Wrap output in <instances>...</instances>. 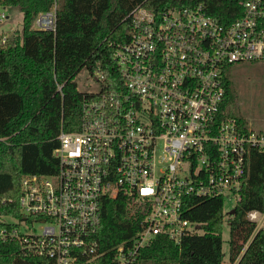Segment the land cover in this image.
Here are the masks:
<instances>
[{
  "label": "built area",
  "instance_id": "2783aa9c",
  "mask_svg": "<svg viewBox=\"0 0 264 264\" xmlns=\"http://www.w3.org/2000/svg\"><path fill=\"white\" fill-rule=\"evenodd\" d=\"M238 4L228 22L202 3L135 7L125 19L129 40L111 43L122 83L89 74L98 89L85 93L79 130L60 131L54 174L22 179L23 219L0 229V241L18 243L42 264H135L157 236L180 245L198 230L185 216L191 197H223L233 210L252 151L264 154V132L222 108L234 67L264 64V0ZM6 8L0 5V45L15 32L2 28ZM56 24L57 4L32 29L54 32ZM120 197L138 211L140 229L104 250L102 206ZM246 219L264 229V212L250 210Z\"/></svg>",
  "mask_w": 264,
  "mask_h": 264
},
{
  "label": "trees",
  "instance_id": "16d2710c",
  "mask_svg": "<svg viewBox=\"0 0 264 264\" xmlns=\"http://www.w3.org/2000/svg\"><path fill=\"white\" fill-rule=\"evenodd\" d=\"M239 1L0 0V5L18 7L23 13L22 31L15 30L10 42L0 45V219H23L19 199L25 176L57 171L53 152L60 131L80 128L86 94L78 89V75L86 69L92 76L100 72L110 85L122 83L111 43L129 40L131 26L125 19L135 7L143 4L160 11L202 3L208 15L228 22L235 19ZM55 4L56 30H33L37 15ZM225 89L223 110L246 126L233 72L225 77ZM225 205L223 197H191L185 216L200 229L180 245L157 236L140 250L135 264H225V221L230 227L229 264H264V229L257 232L246 219L250 210L264 212L263 153L254 150L250 155L247 184L236 213L224 212ZM134 209L122 197L103 203L97 234L101 249H113L137 234L141 218ZM12 226L0 220V229ZM0 264H42V260L24 256L16 242L0 241Z\"/></svg>",
  "mask_w": 264,
  "mask_h": 264
},
{
  "label": "rangeland",
  "instance_id": "374dc122",
  "mask_svg": "<svg viewBox=\"0 0 264 264\" xmlns=\"http://www.w3.org/2000/svg\"><path fill=\"white\" fill-rule=\"evenodd\" d=\"M10 19L2 25L5 30H19L23 27V13L18 7L6 8ZM235 82L240 93V107L242 114L252 124L256 131L264 132V64L256 65L243 64L232 70ZM78 89L83 92H92L98 89V84L92 83L89 72L84 69L77 77ZM90 84V85H89ZM233 203L226 201L224 212L230 211ZM0 220L13 222L12 219L2 217ZM38 230V226L35 227ZM224 251L226 262L229 264V239L230 227L227 221L223 224Z\"/></svg>",
  "mask_w": 264,
  "mask_h": 264
},
{
  "label": "water",
  "instance_id": "95a60500",
  "mask_svg": "<svg viewBox=\"0 0 264 264\" xmlns=\"http://www.w3.org/2000/svg\"><path fill=\"white\" fill-rule=\"evenodd\" d=\"M235 213H236L235 209L231 210V212H230V214H235ZM197 228L200 229V226H197Z\"/></svg>",
  "mask_w": 264,
  "mask_h": 264
}]
</instances>
